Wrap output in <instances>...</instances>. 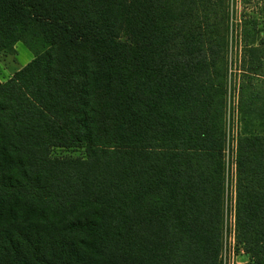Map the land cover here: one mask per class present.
Returning <instances> with one entry per match:
<instances>
[{"label":"trees","instance_id":"1","mask_svg":"<svg viewBox=\"0 0 264 264\" xmlns=\"http://www.w3.org/2000/svg\"><path fill=\"white\" fill-rule=\"evenodd\" d=\"M224 2L0 0V54L33 53L0 82V264H221ZM237 154L264 264V135Z\"/></svg>","mask_w":264,"mask_h":264},{"label":"rangeland","instance_id":"2","mask_svg":"<svg viewBox=\"0 0 264 264\" xmlns=\"http://www.w3.org/2000/svg\"><path fill=\"white\" fill-rule=\"evenodd\" d=\"M228 32L225 48V101L223 151V225L220 251L221 264H247L248 255L237 244L235 235V204L238 174V142L240 137L264 135V121L256 117L264 111V12L262 0H225ZM210 18V15H209ZM161 25V23H160ZM212 32L213 44L218 38ZM253 46L256 48L253 49ZM261 61V67L254 62ZM33 59V53L21 42L14 52L0 54V82ZM52 158H83L79 148H53Z\"/></svg>","mask_w":264,"mask_h":264}]
</instances>
